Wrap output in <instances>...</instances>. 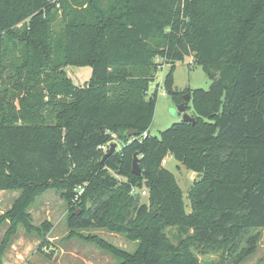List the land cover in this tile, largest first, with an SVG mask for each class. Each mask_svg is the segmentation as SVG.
<instances>
[{
	"label": "trees",
	"instance_id": "16d2710c",
	"mask_svg": "<svg viewBox=\"0 0 264 264\" xmlns=\"http://www.w3.org/2000/svg\"><path fill=\"white\" fill-rule=\"evenodd\" d=\"M61 2L66 24L55 33L51 0H0V79L7 56L23 58L16 104L0 110V189L23 195L3 218L37 229L25 209L54 188L70 206L69 226L138 241L130 252L100 240L119 264H203L193 247L252 244L251 232L264 228V0ZM156 55L171 65L165 87L176 103L177 62L192 56L212 81L191 90L196 122L159 137L149 132ZM66 66H89L91 78L77 84ZM119 139L103 162L99 147ZM168 154L202 174L190 212L161 164ZM167 227H177L176 243Z\"/></svg>",
	"mask_w": 264,
	"mask_h": 264
},
{
	"label": "rangeland",
	"instance_id": "374dc122",
	"mask_svg": "<svg viewBox=\"0 0 264 264\" xmlns=\"http://www.w3.org/2000/svg\"><path fill=\"white\" fill-rule=\"evenodd\" d=\"M51 2L54 4L52 16H55L52 28L57 33L64 28L66 18L61 0ZM16 54L20 53L14 52L15 56L6 57L3 79H0V110L7 112L9 106L15 105L17 101L14 81L23 58H17ZM9 57H13V60H8ZM154 62L158 71L150 83L148 98L156 91V111L149 132L152 136L159 137L162 131L182 121V115L178 116L176 113L177 104L184 101L187 93L191 95L187 112L195 117L191 90L209 89L212 81L204 66L194 64L192 56L177 62L173 70V81L174 88L182 94V101L176 103L165 87V78L171 65L161 55H156ZM64 69L77 84L86 83L92 75V68L89 66H66ZM114 142L118 144V150L124 145L120 139ZM164 159L167 161L162 160L161 164L175 175L183 192L185 208L190 212L191 191L202 174L183 165L171 154ZM140 188L148 190L145 185ZM22 195V189H0V264H119L121 258L106 249L100 240L130 252L135 251L138 246V241L130 239L125 233L102 227L69 226L70 206L62 197L61 191L54 188L37 193L33 202L25 209L30 213L31 221L37 229L28 231L23 223L15 227L10 218L3 217L14 209ZM145 200L147 195H142V201ZM166 232L175 243L178 241L177 227H167ZM251 235L254 241L250 245L243 243L234 247L226 241L214 243L206 251L195 247L193 250L203 264H264V228L254 230Z\"/></svg>",
	"mask_w": 264,
	"mask_h": 264
},
{
	"label": "water",
	"instance_id": "95a60500",
	"mask_svg": "<svg viewBox=\"0 0 264 264\" xmlns=\"http://www.w3.org/2000/svg\"><path fill=\"white\" fill-rule=\"evenodd\" d=\"M184 101L182 103H179L177 104V115L178 116H181L182 115V120L184 121H187V122H193L195 123L196 122V118L193 117L192 115H190L188 112H187V104L188 102L191 100V95L190 93H187L186 95H184ZM135 133L134 130H131L128 132V135L131 136ZM118 147V144L113 142L111 145H110V149L108 152L105 153V155L103 156V159L102 161L104 162L108 157H110L114 152L115 150L117 149ZM133 173L134 174H137V175H140L142 173V168L140 167V164H139V157L137 154L134 155V160H133ZM80 211L77 212V214H79Z\"/></svg>",
	"mask_w": 264,
	"mask_h": 264
},
{
	"label": "built area",
	"instance_id": "2783aa9c",
	"mask_svg": "<svg viewBox=\"0 0 264 264\" xmlns=\"http://www.w3.org/2000/svg\"><path fill=\"white\" fill-rule=\"evenodd\" d=\"M99 148H101L105 153L109 151L110 149V143L107 145H101ZM166 159H163V162H166ZM83 191V188L80 189V192ZM132 194H138L140 193L141 195H147V192L145 190H140L138 187L133 186L131 189Z\"/></svg>",
	"mask_w": 264,
	"mask_h": 264
}]
</instances>
